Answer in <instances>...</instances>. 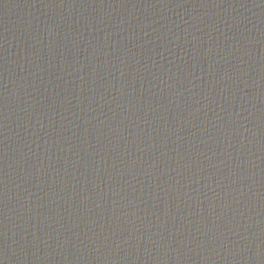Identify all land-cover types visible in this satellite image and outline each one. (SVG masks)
<instances>
[{
    "label": "water",
    "instance_id": "obj_1",
    "mask_svg": "<svg viewBox=\"0 0 264 264\" xmlns=\"http://www.w3.org/2000/svg\"><path fill=\"white\" fill-rule=\"evenodd\" d=\"M0 264H264V0H0Z\"/></svg>",
    "mask_w": 264,
    "mask_h": 264
}]
</instances>
